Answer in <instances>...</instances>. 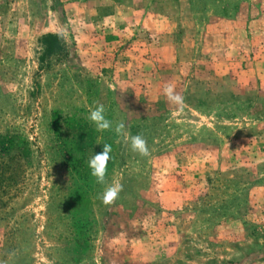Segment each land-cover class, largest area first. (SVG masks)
Segmentation results:
<instances>
[{
	"label": "rangeland",
	"instance_id": "374dc122",
	"mask_svg": "<svg viewBox=\"0 0 264 264\" xmlns=\"http://www.w3.org/2000/svg\"><path fill=\"white\" fill-rule=\"evenodd\" d=\"M0 142V264H264V0H0Z\"/></svg>",
	"mask_w": 264,
	"mask_h": 264
},
{
	"label": "clouds",
	"instance_id": "9594fccd",
	"mask_svg": "<svg viewBox=\"0 0 264 264\" xmlns=\"http://www.w3.org/2000/svg\"><path fill=\"white\" fill-rule=\"evenodd\" d=\"M164 95L167 102L171 105L181 107L184 103V98L175 90L174 85L167 84L164 87ZM106 109L103 104L97 103L94 108L89 109L87 119L95 125L96 131H114L115 134L123 139L126 145H129L134 153L140 156L150 155V149L148 147L147 140L142 133L136 135L130 134L127 130L124 121H119L113 126V121L106 117ZM112 145L108 143L103 144V150L99 153H95L87 161V166L90 169V175L95 178L98 184H105L108 171V164L111 159ZM123 191V185L118 181L107 186L100 199L105 206L113 205L119 198L120 193Z\"/></svg>",
	"mask_w": 264,
	"mask_h": 264
},
{
	"label": "trees",
	"instance_id": "16d2710c",
	"mask_svg": "<svg viewBox=\"0 0 264 264\" xmlns=\"http://www.w3.org/2000/svg\"><path fill=\"white\" fill-rule=\"evenodd\" d=\"M52 38H55L56 41L55 42H49V43H45L46 49H45V54H44V59L45 62L49 61V63H52L53 60H59L60 56L64 55V50H65V45L63 43V41L61 40V37H59V35H50ZM43 59V58H42ZM2 143V142H0ZM6 142H3L2 144L4 145ZM1 146V148L3 149V151L6 150H14L17 151V147L16 144H12V143H8L4 146ZM20 148V147H19ZM1 149V150H2ZM11 155V153H6V156ZM19 157L18 156H13L12 160H18ZM7 167L6 163H4V157L0 156V183L3 181L4 183L2 185H0V198H2L3 196H8L11 193V189L13 187V184H8L6 186V182L7 181H15L17 179V169H15L14 173L9 174L8 171H4V169ZM7 174L9 175V177L4 178L5 176H7ZM6 181H5V180Z\"/></svg>",
	"mask_w": 264,
	"mask_h": 264
}]
</instances>
